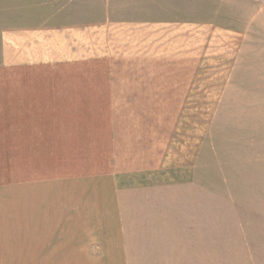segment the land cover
<instances>
[{
	"label": "crops",
	"instance_id": "crops-1",
	"mask_svg": "<svg viewBox=\"0 0 264 264\" xmlns=\"http://www.w3.org/2000/svg\"><path fill=\"white\" fill-rule=\"evenodd\" d=\"M247 3L4 30L0 264H264V204L200 201L208 130L264 98V0Z\"/></svg>",
	"mask_w": 264,
	"mask_h": 264
},
{
	"label": "rangeland",
	"instance_id": "rangeland-1",
	"mask_svg": "<svg viewBox=\"0 0 264 264\" xmlns=\"http://www.w3.org/2000/svg\"><path fill=\"white\" fill-rule=\"evenodd\" d=\"M248 0H0V53L5 29L52 17H130L134 10L167 17L233 20ZM244 115L227 117L208 130L202 153L201 200L219 204H264V98L251 99ZM259 104V105H258ZM204 124L208 122L203 116ZM208 124V123H207ZM209 126V125H208ZM206 132L204 131V135Z\"/></svg>",
	"mask_w": 264,
	"mask_h": 264
}]
</instances>
